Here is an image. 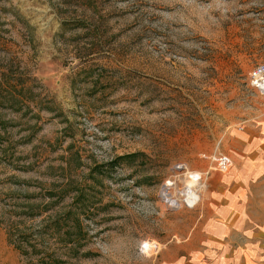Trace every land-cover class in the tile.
<instances>
[{"label":"rangeland","instance_id":"rangeland-1","mask_svg":"<svg viewBox=\"0 0 264 264\" xmlns=\"http://www.w3.org/2000/svg\"><path fill=\"white\" fill-rule=\"evenodd\" d=\"M258 62L264 0H0V264L182 253L219 173L207 154L264 163L239 145L264 142ZM177 162L203 187L168 209L158 187Z\"/></svg>","mask_w":264,"mask_h":264},{"label":"crops","instance_id":"crops-1","mask_svg":"<svg viewBox=\"0 0 264 264\" xmlns=\"http://www.w3.org/2000/svg\"><path fill=\"white\" fill-rule=\"evenodd\" d=\"M239 145L246 149L264 142ZM223 153L228 165L211 169L219 173L209 176L206 204L201 203L195 222L178 244L182 253L160 255L158 264H264L263 160L249 161L246 170L247 165L239 167L238 161Z\"/></svg>","mask_w":264,"mask_h":264},{"label":"built area","instance_id":"built-area-1","mask_svg":"<svg viewBox=\"0 0 264 264\" xmlns=\"http://www.w3.org/2000/svg\"><path fill=\"white\" fill-rule=\"evenodd\" d=\"M248 81L253 88L264 94V62H258L249 69ZM207 156L209 169H225L228 165L227 157L221 150H212ZM175 166V174L164 178L159 184L160 200L168 209L192 207L199 198V190L203 187V174L189 169L183 162H177ZM141 248L151 252L157 247L154 242L145 241Z\"/></svg>","mask_w":264,"mask_h":264},{"label":"trees","instance_id":"trees-1","mask_svg":"<svg viewBox=\"0 0 264 264\" xmlns=\"http://www.w3.org/2000/svg\"><path fill=\"white\" fill-rule=\"evenodd\" d=\"M127 155H128V156H131L132 154H131V153H128ZM65 214L70 215L71 218H72V220H74V218L76 217V212H72V210H68V211H66ZM63 217H64V215L61 216V217H59V218H57V219H62ZM55 221H57V220L55 219ZM58 222H59V220L57 221V223H58ZM56 233H59V231H56ZM63 234L66 235V236L68 237V239H69V232H68L67 230H66V231H63Z\"/></svg>","mask_w":264,"mask_h":264}]
</instances>
